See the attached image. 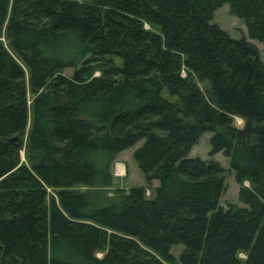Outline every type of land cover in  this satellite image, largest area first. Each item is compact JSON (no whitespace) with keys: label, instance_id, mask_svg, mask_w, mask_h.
<instances>
[{"label":"trees","instance_id":"trees-1","mask_svg":"<svg viewBox=\"0 0 264 264\" xmlns=\"http://www.w3.org/2000/svg\"><path fill=\"white\" fill-rule=\"evenodd\" d=\"M223 3L264 43V0H0V264H264V59L210 22ZM205 131L242 207L188 158ZM139 140L151 195L92 205L78 187Z\"/></svg>","mask_w":264,"mask_h":264},{"label":"rangeland","instance_id":"rangeland-1","mask_svg":"<svg viewBox=\"0 0 264 264\" xmlns=\"http://www.w3.org/2000/svg\"><path fill=\"white\" fill-rule=\"evenodd\" d=\"M212 23L217 24L220 28L225 30L228 35L232 38H239L244 36L249 42L253 43L258 51L259 56L261 59H264V43H261L255 39H250L246 36L245 27L242 23L241 19L231 15L229 13L228 4L223 3L219 7H217L212 15L211 21ZM73 72V68H65L62 71V74L66 76H70ZM95 74H97L95 72ZM183 75L184 73L181 72ZM194 81L196 84L203 90L208 86V82L204 81H197L195 78ZM162 95L166 97L168 100L172 101L174 99L173 96L168 95L165 89L162 91ZM27 97V104L30 103L31 95H26ZM29 115V112H28ZM237 118V117H235ZM235 118H232V125L236 128H240L243 123L237 125L235 122ZM29 122V119H28ZM210 132H203L199 137L197 142L191 147L188 153V158H199L203 161L213 160L216 161L220 167L222 168V177L224 181V190L219 198L218 205L224 209L226 208L227 204H233L238 207H242L238 200H237V192L239 190L240 185L236 183L233 177V173L228 167L227 159L224 158L221 154H215L211 157L208 156V139L210 137ZM142 143V140L137 141L133 146L126 148L116 156L113 162L110 165V174H111V184L107 187H78V190L87 191L90 198V203L92 205H103L107 203L110 199L115 196V192L117 190H121L122 192H127L132 187H144L146 188L145 196L148 197L151 195V190L156 186V181H151L149 185H146L142 174L137 170L133 160H132V152L137 146ZM20 162L25 163L23 150L20 152ZM123 168L122 174L118 169V173L120 175H116L115 166L120 165ZM243 187H247L248 184L246 182L242 183ZM48 195H51L52 192L47 190ZM182 246L180 245H173L170 248V254L177 259L179 253L181 252ZM97 258L102 256V253H95ZM239 258H243L242 254H238Z\"/></svg>","mask_w":264,"mask_h":264},{"label":"bare ground","instance_id":"bare-ground-1","mask_svg":"<svg viewBox=\"0 0 264 264\" xmlns=\"http://www.w3.org/2000/svg\"><path fill=\"white\" fill-rule=\"evenodd\" d=\"M235 122H236L237 125H240L241 123H243V121L241 119H239V118H235ZM118 169H119L120 173L122 174L123 168H122L121 164L120 165H116V171L117 172H118Z\"/></svg>","mask_w":264,"mask_h":264},{"label":"water","instance_id":"water-1","mask_svg":"<svg viewBox=\"0 0 264 264\" xmlns=\"http://www.w3.org/2000/svg\"><path fill=\"white\" fill-rule=\"evenodd\" d=\"M60 101L63 102L64 101V98L63 97H60ZM14 139V138H13Z\"/></svg>","mask_w":264,"mask_h":264},{"label":"built area","instance_id":"built-area-1","mask_svg":"<svg viewBox=\"0 0 264 264\" xmlns=\"http://www.w3.org/2000/svg\"><path fill=\"white\" fill-rule=\"evenodd\" d=\"M115 172H116V175H120V174L116 171V166H115Z\"/></svg>","mask_w":264,"mask_h":264}]
</instances>
